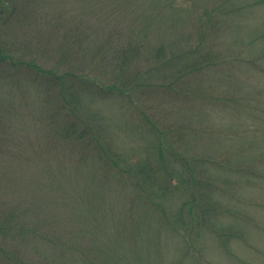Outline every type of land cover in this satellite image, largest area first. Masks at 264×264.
I'll return each mask as SVG.
<instances>
[{
	"label": "rangeland",
	"instance_id": "rangeland-1",
	"mask_svg": "<svg viewBox=\"0 0 264 264\" xmlns=\"http://www.w3.org/2000/svg\"><path fill=\"white\" fill-rule=\"evenodd\" d=\"M0 264H264V0H1Z\"/></svg>",
	"mask_w": 264,
	"mask_h": 264
},
{
	"label": "trees",
	"instance_id": "trees-1",
	"mask_svg": "<svg viewBox=\"0 0 264 264\" xmlns=\"http://www.w3.org/2000/svg\"><path fill=\"white\" fill-rule=\"evenodd\" d=\"M221 238V240H223V236L222 237H220Z\"/></svg>",
	"mask_w": 264,
	"mask_h": 264
},
{
	"label": "flooded vegetation",
	"instance_id": "flooded-vegetation-1",
	"mask_svg": "<svg viewBox=\"0 0 264 264\" xmlns=\"http://www.w3.org/2000/svg\"><path fill=\"white\" fill-rule=\"evenodd\" d=\"M1 1V0H0Z\"/></svg>",
	"mask_w": 264,
	"mask_h": 264
}]
</instances>
